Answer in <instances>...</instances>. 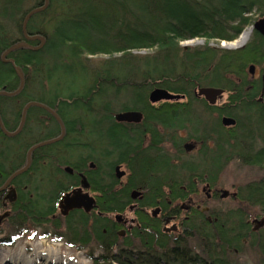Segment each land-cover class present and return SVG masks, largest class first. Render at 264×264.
<instances>
[{
    "label": "trees",
    "instance_id": "obj_1",
    "mask_svg": "<svg viewBox=\"0 0 264 264\" xmlns=\"http://www.w3.org/2000/svg\"><path fill=\"white\" fill-rule=\"evenodd\" d=\"M0 9V209L7 189L17 187L15 224L55 223L61 197L81 185L60 167L83 169L92 161L99 170L88 171L86 180L97 195L95 210L72 212L66 230L72 246L96 242L101 255L90 254L94 264H264V175L236 189L238 207L211 209V221L207 213L186 210L180 238L171 240L154 221L153 233L138 246H121L136 253L108 258L118 242L109 216L133 202L131 193L140 190L148 207L169 211L172 202L178 210L197 193L195 181L216 187L232 161L264 173V36L254 31L237 50L180 46L194 39L235 41L254 17H264V0H0ZM28 16L27 33L43 36V47L10 51L25 38ZM34 17L41 19L36 28ZM13 28L23 39L13 38ZM5 53L12 63L3 64ZM98 56L110 58L91 68ZM251 66L260 68L259 78L250 75ZM17 68L24 79L19 93ZM205 87L224 90L223 105L199 101L195 92ZM155 89L186 96L188 103L152 105ZM122 97L129 104L117 113L140 112L142 124L116 121L111 107ZM224 117L236 126L227 129ZM60 137L59 163L44 166L36 150ZM17 138L22 143L10 148L6 141ZM191 140L199 148L187 154L182 144ZM167 142L178 156L164 153ZM120 164L128 172L122 180L115 176ZM34 180L55 182L34 187L41 201L31 196ZM11 234L0 245L21 239Z\"/></svg>",
    "mask_w": 264,
    "mask_h": 264
},
{
    "label": "rangeland",
    "instance_id": "obj_2",
    "mask_svg": "<svg viewBox=\"0 0 264 264\" xmlns=\"http://www.w3.org/2000/svg\"><path fill=\"white\" fill-rule=\"evenodd\" d=\"M30 6H32V5H30ZM30 6H28V7H30ZM53 18L54 17H50L51 21H54ZM259 19H261V18H259V16L254 17L252 26H249L248 28H246L243 31V33L233 42H218V41L205 42L203 39H194V40H190L187 42H183V43H181L180 46H182L185 49L186 48L206 47V46H208L209 48L223 49V50L242 49L250 41L252 34H253V32H252L253 26ZM40 20L41 19L39 17H37V18L34 17L33 26L35 28H36V25H39ZM4 23L7 25H10V23L8 21H4ZM11 31L13 34V38L15 40L22 38V35L19 36V34L17 33L16 28H13ZM27 35L32 37L31 33H27ZM33 36H38V34L33 35ZM242 36H243V38L241 39ZM24 39H25V41H24ZM24 39L18 43V44L26 43L28 45V47L25 46L23 48H27V49L30 48L31 50H33V49H37L41 46V43L39 46L31 45V44H29V42H27L30 40H27L26 38H24ZM30 42H34V41H30ZM35 42H38V41H35ZM234 42H238L237 45L234 47L223 46L224 44H231L232 45ZM141 53L146 54L147 51H142ZM7 57H8V53H5L4 55H2V62L5 65L8 64L6 61ZM108 58H110V57L98 56L96 58H93L92 59L93 62H91V68H96V66L99 63L103 62L105 59H108ZM88 65H89V63H88ZM255 68H256L255 69L256 70V72H255L256 77L259 78L260 77V68L259 67H255ZM56 92H57L56 88H53V94H55ZM32 96H33V94H32ZM225 98H226V94H225L223 101H226ZM119 99L120 100H114V102L112 103L111 110L114 112V114L117 113V111L120 109L121 106H128L127 104H129L128 103L129 99L127 97H122ZM221 105H223V103L220 102L219 106H221ZM6 142L10 148H14L15 146L22 143V138H17L15 140H7ZM168 149H169V153L173 157H176L177 152L175 151V149H173L172 146H167V150ZM121 171L125 172V171H127V168L122 167ZM263 175H264V173L258 169L247 167L238 161H232L224 169L216 187L213 188L214 191L215 190L218 191V195H217L218 197H216V199H213L211 201H207L206 195H205L206 192H203L204 186L201 185L197 189V193H196L197 196L192 195L189 197V200L190 199L195 200V203H196V205L194 207L195 209L197 207H200L201 209L205 208V207H209L210 210L212 209V210H217V211L218 210H225L226 211L228 209L236 208V207H238V203L232 197V195L236 192V189L241 185H244V184H247L251 181L260 179ZM54 183L55 182H52V181L40 182V181L34 180L32 182V184L29 186V190L33 192L31 196L34 197L35 200L41 201V198H39V195L38 196L36 195V193L34 191V187L42 185V187L44 188V187H46L45 185H48V184L52 185ZM12 188L16 191V193L19 192V189L17 187L12 186ZM42 191H45V190L43 189ZM70 192L71 191L65 192L64 195H66ZM84 192L88 193L89 196H91V198H93L95 200V203L97 204V201H96L97 195L95 193H93L90 188H89V190H85ZM223 192H227L229 196L224 200H220L219 199L220 195H223L224 194ZM8 194H9V189H7V191L5 192V196H7ZM191 197H194V198H191ZM138 198H140V196H137L136 200ZM5 202H7V201H5ZM7 204H8V206L0 209V215H3L5 212H7V214H8V217L6 219H4V221L2 222V224L0 226V240L9 237L10 235H12L11 233L19 234V236H21V239L19 241H16L15 245H13L12 247L0 245V259H2V261H0V264H15L13 262V258L18 256V254H20L21 251L27 252L28 255H31L34 250H40L42 252L44 251L43 255H41V257L46 256L47 252H48L47 250L50 249V247L52 249H54L55 251L59 252V254H60L59 257L61 259L59 264H63L62 260L67 259L69 257L72 258L74 261L71 264H94L93 259H91V257H90V254L93 252L94 258L99 257L101 255V253L95 249L97 247V244H96V242H94V240H91V243L88 247H82V246H79L78 244H74L72 246L69 243L70 242L68 239L69 234L66 230V226H67V219L69 218L70 215L68 217H63L61 214H59L58 217H54V220L56 222L53 224H45V225L38 226L35 224L26 223V224H23L21 226H18V223L15 224V222H14L15 214H14V211L11 209V204L9 202H7ZM96 204H95V207H96ZM185 205H186V203H185ZM95 207L93 210H95ZM176 209H177V207H176ZM154 210H155V208L153 207V208H149L148 211L150 214H152L154 212ZM137 213H138L137 217L143 223H147L150 221V217H148L147 215L140 214V212H137ZM109 217L113 220L115 216H109ZM171 226L172 225H170V227ZM183 226H184V222H183ZM43 234H47V237L41 238V235H43ZM120 242L123 243V241H120ZM138 243L139 242L136 243L137 244L136 246H138ZM121 246L122 245H118L116 247L115 251H113L112 253H109V255H108V258H110L109 263H111L112 258L120 259L119 257H122L123 260H125V258L123 257V255H121V253L128 254L129 251H130L129 253H136L135 251H131V249H126V248H123ZM121 250H124V251L122 252ZM33 264H42V262H40V260H36L35 263H33ZM113 264H116V263H113Z\"/></svg>",
    "mask_w": 264,
    "mask_h": 264
},
{
    "label": "flooded vegetation",
    "instance_id": "obj_3",
    "mask_svg": "<svg viewBox=\"0 0 264 264\" xmlns=\"http://www.w3.org/2000/svg\"><path fill=\"white\" fill-rule=\"evenodd\" d=\"M27 42L31 43L30 41H27ZM6 61L8 64L12 63V61L9 59H6ZM195 96H196V98L199 99V101H205L209 106H212V107L219 106V100L214 105H211L208 101H206L205 97H200V96H197L196 94H195ZM187 101H188V99L185 96L181 100L174 101L172 103H178L181 105V104H187L188 103ZM160 104H162V103L152 104V105L158 106ZM142 123H143V118L139 123H121V124L140 125ZM227 129H231V128L228 127ZM64 133L65 134L67 133L66 128H64V131L62 132V134H64ZM164 136L167 137V135H164ZM59 140H61V137L58 138L57 140L49 142L51 144L45 146L44 147L45 149L43 151L42 150H39V151L36 150L37 151L36 155L38 157H40V161L43 160L42 164L44 166L49 164V163H51V164H54V163L58 164L59 163V160L61 158V148L58 147V145H57V142ZM53 142H56V143H53ZM146 144L148 145V141L146 142ZM167 146H172L173 149H175V151H177L176 148L174 147L175 145L173 142H167L161 146L165 150L164 153L166 155H171L169 153V149L167 150ZM187 146H192V149L188 150ZM64 147H65V145L62 146V148H64ZM198 148H199V144L193 140L185 142L182 144V150L187 154H192ZM34 151H32L31 153L28 152V155L30 154L31 158H32V153ZM176 156H178V153ZM118 167H120V169H121L122 167H126V165L120 164V165L116 166V168H118ZM116 168H115V170H116ZM60 169L62 172L61 174L63 176L79 178L80 181L82 180V178H85V179L88 178V174H87L88 171L90 172V170H93V171L99 170V169H97V164L95 162H92V161H90L88 163L87 167H85L83 169H76L75 167H73L69 164H66V163L63 166H61ZM127 175H128V172L125 171V176L122 179L127 177ZM195 184H197L196 181H195ZM205 186H206L205 195L208 198V200L211 201L213 199H216V197H218L217 196L218 191H216V190L214 191L213 187L209 184H205ZM79 187H81V185L74 186V187H72L71 190L79 188ZM137 192L139 193L140 198H138L137 201L132 202L122 213L117 214L120 216L118 221H115V217L113 220L109 217V219L114 224L113 225L114 231H115L117 238L120 241H123V243L120 242L119 245H123L124 243H127L126 241H131V242H133L131 244V246H134V245L136 246L137 245L136 243L139 242V240L141 241V239L143 237L147 238V236L149 234L153 233V231H154L153 222L154 221H157L161 225L162 233L165 234V236L170 237L171 240H176V239L180 238L184 232L183 231L184 230L183 222L185 219L189 218L188 216L185 215V211H186V209L195 207V205H196L195 200L190 199L189 204H186V205L184 203H182L178 210H176V207L177 208L179 207L178 203L169 202V204H170V206H169L170 210L169 211H165L161 205H157L154 207L155 208L154 212L152 214H150L148 210H149V208H153V207H151V206L148 207L145 204H142V200L144 199L143 193L140 190H138ZM223 193H225V192H223ZM228 196H229L228 193H227V196H225V197L223 194V195H220L219 199L224 200ZM5 198H6V196H5ZM191 198H194V197H191ZM5 201H7V200L4 199V201H3L4 207L8 206V204H7L8 201L7 202H5ZM197 208H200V207H197ZM173 210H176V211L173 212ZM137 212H140V214H145L148 217H150V221L147 223H143L142 221H140V219L137 217V214H138ZM112 216H115V215H112ZM170 225H172V226L170 227ZM138 233H139V236H138ZM138 244H140V242Z\"/></svg>",
    "mask_w": 264,
    "mask_h": 264
},
{
    "label": "water",
    "instance_id": "obj_4",
    "mask_svg": "<svg viewBox=\"0 0 264 264\" xmlns=\"http://www.w3.org/2000/svg\"><path fill=\"white\" fill-rule=\"evenodd\" d=\"M47 3V0H46ZM44 8H40L36 10L35 12H40ZM29 17L26 19L24 26H23V34L27 40L30 41H38L41 43L40 47H43L45 43V38L41 35L38 36H29L27 35V22L29 20ZM253 31L258 32L262 36H264V17L259 19L253 26ZM28 47L26 43L17 44L14 46L10 51L17 50L19 48ZM39 47V48H40ZM37 48V49H39ZM36 50V49H35ZM255 66H251L249 69V73L251 76H255ZM16 72L18 76L21 79V86L17 93L21 92L24 87V79L23 74L20 71V69H16ZM261 85H262V95H264V72L261 76ZM195 94L200 97H205L206 101H208L211 105H214L218 100H222L224 96V90L217 89V88H200L196 90ZM182 98H184L181 95H175L172 93H169L166 90L163 89H155L149 94V101L151 104H158L160 102L165 101H179ZM143 118V115L139 112H125L118 114L115 119L119 123H139ZM222 124L225 127H235L236 121L232 118L224 117L222 118ZM18 133V132H17ZM188 150L192 149V146H187ZM115 174L118 180H122V178L125 176V172H122L120 167L116 168ZM12 180V179H11ZM11 180L8 182L7 186L11 184ZM90 185L87 182L85 178H82L81 180V187L73 190L71 193L66 194L64 197L61 198L59 209L60 213L63 217H68L71 212L74 211H81L83 210L85 213H90L94 207H95V200L89 196L88 193H85V190H89ZM139 196L138 192H133L132 197L136 198ZM227 196V192L224 193V197ZM6 200L9 203H15L17 200V195L15 190L11 187L10 192L6 197ZM8 217L7 213H4L0 216V226L4 219ZM120 216H116L115 219L118 221Z\"/></svg>",
    "mask_w": 264,
    "mask_h": 264
},
{
    "label": "bare ground",
    "instance_id": "obj_5",
    "mask_svg": "<svg viewBox=\"0 0 264 264\" xmlns=\"http://www.w3.org/2000/svg\"><path fill=\"white\" fill-rule=\"evenodd\" d=\"M243 38V36L241 37V39ZM237 43L238 42H234L232 45L231 44H224L223 46H225V47H234V46H236L237 45ZM118 114H120V113H116L115 115L117 116ZM196 186H194L193 187V190H194V192H197V189L199 188V186H204L203 187V191L204 192H206L205 190H206V186H205V184H203V183H200V182H197L196 181ZM184 189H187V187H183ZM131 195V199L133 200V202L134 201H137L136 200V198H133L132 197V195H133V193H131L130 194ZM195 196H197L196 195V193L194 194ZM234 198H236V192L234 193ZM206 199H207V201H210V200H208V198L206 197ZM191 208H189V209H186V210H190ZM193 209V208H192ZM195 209V208H194ZM196 210H198V211H200V212H202V213H204V214H209L210 213V208L209 207H205V208H196ZM195 210V211H196ZM186 212L187 211H185V215H186ZM187 216V215H186ZM208 217V220H211L212 219V215H208L207 216ZM189 219V218H188ZM187 219H185L184 221H186ZM117 237V236H116ZM118 239V238H117ZM120 244V240L118 239V242H117V244H116V247L118 246ZM48 251V252H47ZM46 252H47V255L46 256H42L41 257V255H43V252L42 251H40V250H34L33 251V253L31 254V255H28V253L27 252H23V251H21V253L20 254H18V256H16L15 258H13V262L15 263V264H33V263H35V261L36 260H40V262H42V264H59V262L61 261V259H60V254H59V252H57V251H55L54 249H52L51 247H50V249H48ZM66 258V257H65ZM0 261H2V259H0ZM18 262V263H17ZM72 262H74L73 261V259L72 258H67V259H64V260H62V263L63 264H71Z\"/></svg>",
    "mask_w": 264,
    "mask_h": 264
}]
</instances>
